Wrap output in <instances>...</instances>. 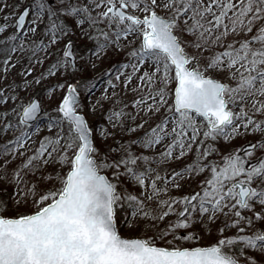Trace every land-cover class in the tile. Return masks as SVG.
Returning <instances> with one entry per match:
<instances>
[{"label":"snow or ice","instance_id":"6c2138e0","mask_svg":"<svg viewBox=\"0 0 264 264\" xmlns=\"http://www.w3.org/2000/svg\"><path fill=\"white\" fill-rule=\"evenodd\" d=\"M4 7L0 34L13 31L0 41V136L12 138L0 144V264H264V0ZM17 65L22 82L9 79ZM48 78V99L64 93L50 110L20 96ZM206 169L198 189L173 194Z\"/></svg>","mask_w":264,"mask_h":264},{"label":"rangeland","instance_id":"374dc122","mask_svg":"<svg viewBox=\"0 0 264 264\" xmlns=\"http://www.w3.org/2000/svg\"><path fill=\"white\" fill-rule=\"evenodd\" d=\"M27 3L30 4L31 0H0V8L4 9V11L0 12V20H2L4 15H6V14H8V13L13 11L12 7L5 8L4 7L5 4H8V5H17L18 4L19 7L15 9V11L18 12L21 9V7H23ZM27 20H31V16H29ZM7 23L9 25H11L13 23V21L10 19V20L7 21ZM12 31H13V29L10 27L6 33L0 34V41H3L6 38L7 35L12 33ZM78 47H79V50L82 53L85 52V49L83 47V42H78ZM24 55H25V59H24L23 63L27 65L28 64L27 56L29 55V53H25ZM39 55L43 56V53H39ZM14 60H15V57H14ZM123 60H124V56L123 55H121V56H113L110 59H106L105 62L103 64H101L100 67L97 69V73H102L104 71H107L112 65L116 64L118 61H123ZM48 64H49V60H45L43 65H39V64L35 65L34 66L33 75L29 76L28 79L31 80L39 72L44 71L48 67ZM20 71H21V68H20L19 65H17V67L12 70V73H11L9 79H12L14 77L18 82H22V78L20 76L16 75ZM129 71H130V69H129ZM90 75H96V74L93 73V74H90ZM0 76H2V73H0ZM56 82H57L56 78H48L45 81H43L40 85L35 86V88L29 89L27 92L20 91L19 94L25 100H27L29 98V96H37L41 100L42 106L46 110H50L52 107H54L60 101V99L62 98V95L64 94L63 91L57 90L53 94L52 99H48V95L49 94L47 92V87L49 85H51V84H55ZM105 86L106 85L104 83V80H102V79L98 80L97 81L96 93H95V96L92 97V99H95L96 96H99ZM0 87H2V85H0ZM126 99L131 101V99H132L131 92H129V94L126 97ZM129 111H133L134 112L135 110L134 109H129ZM83 114L86 116V118L89 121V123L92 124L95 128L99 129L101 125H105V126L108 127V130L111 131V127L109 125H107V121L101 119L100 113H97L96 115H93V114H91L90 110H88V111H86ZM41 115H43V114H41ZM43 123H44V121L41 122L42 131L40 133V136H43V135L47 134L46 129L43 128ZM151 123L152 122H150L149 124H146L144 129H141L140 131H138L135 134H122L121 133L119 135L122 136L124 140L130 139V138H134L135 136L142 135V133L144 131H147L148 128L151 126ZM11 138H12V134L11 133H9L7 135L0 136V140L3 143L6 142L8 139H11ZM37 139H38V137H33V140H37ZM97 139H98V136H97ZM256 139H258V134L257 135H249L246 139L245 138H238V139L234 140L231 144L227 145L226 147L221 145L220 154H215L214 153L213 155H211L208 158V162L209 163H213V162H216V161H220L222 155L227 154L228 150L238 148L241 145H246L249 141H254ZM98 142H99V139H98ZM28 143L31 146V148H33V149L38 146V144H34V143H32V141H29ZM107 143H112V139L109 138ZM159 150L160 149H157V151H159ZM30 154H31V151L26 152L25 155L27 156V155H30ZM195 155L196 154L193 151V153H190L188 156H186L182 160L171 162L170 164L167 165L168 170L169 171H171L172 169L179 170L185 164L192 162L194 160V158H195ZM19 163H20V159H17L15 164L10 165V167H15V165L19 164ZM105 174L111 176V172H107ZM205 176H210V170L206 169L205 173L201 174V176L199 178L194 179V180L189 181V182H186L184 187H183V189H181L179 191H174L173 194L177 195V196H183L186 193H189V192H191V191H193L195 189H198L199 183L203 182V179L205 178ZM198 181H199V183H198ZM22 210H25V209H22ZM122 234L123 235H129L130 233H128L127 231H124ZM149 235H151V233H149ZM169 239H170V237H169ZM213 239H214V237H205V239L199 241V243L201 245H207V244L211 243L213 241ZM159 243H162V242H159Z\"/></svg>","mask_w":264,"mask_h":264},{"label":"trees","instance_id":"16d2710c","mask_svg":"<svg viewBox=\"0 0 264 264\" xmlns=\"http://www.w3.org/2000/svg\"><path fill=\"white\" fill-rule=\"evenodd\" d=\"M3 142L0 140V144H2ZM11 190L9 189V192H10ZM5 195H7V194H5Z\"/></svg>","mask_w":264,"mask_h":264},{"label":"water","instance_id":"95a60500","mask_svg":"<svg viewBox=\"0 0 264 264\" xmlns=\"http://www.w3.org/2000/svg\"><path fill=\"white\" fill-rule=\"evenodd\" d=\"M26 6H28V5H26ZM24 7H25V6H24ZM24 7H23V8H24ZM23 8L20 10V12L23 11ZM103 174H104V173H103Z\"/></svg>","mask_w":264,"mask_h":264},{"label":"bare ground","instance_id":"6f19581e","mask_svg":"<svg viewBox=\"0 0 264 264\" xmlns=\"http://www.w3.org/2000/svg\"><path fill=\"white\" fill-rule=\"evenodd\" d=\"M105 174V173H104Z\"/></svg>","mask_w":264,"mask_h":264}]
</instances>
